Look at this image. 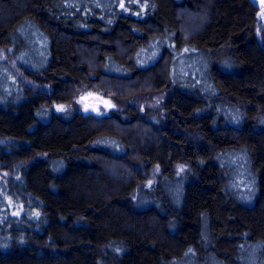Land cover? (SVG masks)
Here are the masks:
<instances>
[{
  "label": "trees",
  "instance_id": "trees-1",
  "mask_svg": "<svg viewBox=\"0 0 264 264\" xmlns=\"http://www.w3.org/2000/svg\"><path fill=\"white\" fill-rule=\"evenodd\" d=\"M257 4L0 0V264H264Z\"/></svg>",
  "mask_w": 264,
  "mask_h": 264
},
{
  "label": "rangeland",
  "instance_id": "rangeland-1",
  "mask_svg": "<svg viewBox=\"0 0 264 264\" xmlns=\"http://www.w3.org/2000/svg\"><path fill=\"white\" fill-rule=\"evenodd\" d=\"M255 1L257 3H259L261 8L264 9V0H262V1L261 0H255ZM191 17L192 16L188 13L184 14V18L186 20H190ZM6 57H7L6 52L4 50H0V58L6 59ZM16 73L19 75V73H20L19 70L16 71ZM150 98H151V100H150ZM152 99H154L152 94H149L148 97H144V98L141 97V105L143 106V105H147V104L149 105L150 103H153ZM118 106H119L118 103H116L114 100L110 99L109 97H105V96L95 94L92 92H85L84 94H82L81 96H79L76 99V102L74 103V105L72 103L69 105L64 104V105L54 107V110L55 111H61L60 109L62 108L63 109L62 111H66V110L67 111H73V110L76 111V110H78V111H82L84 113L89 112L92 114H100L101 112H107L110 109L118 108ZM12 174L9 173L10 176H12ZM10 176H6V174H5L3 178H7ZM247 264H249V262Z\"/></svg>",
  "mask_w": 264,
  "mask_h": 264
},
{
  "label": "snow or ice",
  "instance_id": "snow-or-ice-1",
  "mask_svg": "<svg viewBox=\"0 0 264 264\" xmlns=\"http://www.w3.org/2000/svg\"><path fill=\"white\" fill-rule=\"evenodd\" d=\"M121 7L123 8L124 7V5H121ZM61 111L63 110L62 108L60 109ZM87 110V109H86Z\"/></svg>",
  "mask_w": 264,
  "mask_h": 264
},
{
  "label": "water",
  "instance_id": "water-1",
  "mask_svg": "<svg viewBox=\"0 0 264 264\" xmlns=\"http://www.w3.org/2000/svg\"><path fill=\"white\" fill-rule=\"evenodd\" d=\"M261 1H262V0H261ZM258 4H259V3H258ZM258 4H257V5H258Z\"/></svg>",
  "mask_w": 264,
  "mask_h": 264
}]
</instances>
